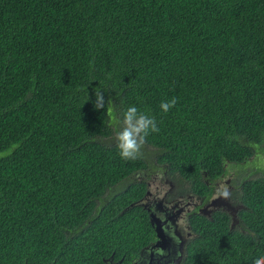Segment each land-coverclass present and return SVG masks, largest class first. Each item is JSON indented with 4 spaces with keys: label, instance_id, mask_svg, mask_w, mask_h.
Wrapping results in <instances>:
<instances>
[{
    "label": "trees",
    "instance_id": "obj_1",
    "mask_svg": "<svg viewBox=\"0 0 264 264\" xmlns=\"http://www.w3.org/2000/svg\"><path fill=\"white\" fill-rule=\"evenodd\" d=\"M95 90L117 119L129 106L154 118L151 158L121 159ZM258 153L264 0H0V264L132 256L152 230L130 206L145 192L132 173L157 163L199 190ZM255 173L234 178L243 229L199 216L188 262L264 255Z\"/></svg>",
    "mask_w": 264,
    "mask_h": 264
},
{
    "label": "flooded vegetation",
    "instance_id": "obj_2",
    "mask_svg": "<svg viewBox=\"0 0 264 264\" xmlns=\"http://www.w3.org/2000/svg\"><path fill=\"white\" fill-rule=\"evenodd\" d=\"M230 169L199 190L192 189V183L157 163L132 173L130 176L134 175L145 186L144 194L132 203L145 209L149 222L153 214L162 234H157V224L150 222L151 236L137 253L117 258L111 254L104 264H192L188 262L189 247L199 235L194 223L199 216L213 219L223 212L230 217L231 228L242 230L244 224L238 212L243 204L239 198V184ZM224 192L228 193L227 198Z\"/></svg>",
    "mask_w": 264,
    "mask_h": 264
},
{
    "label": "clouds",
    "instance_id": "obj_3",
    "mask_svg": "<svg viewBox=\"0 0 264 264\" xmlns=\"http://www.w3.org/2000/svg\"><path fill=\"white\" fill-rule=\"evenodd\" d=\"M95 96L94 107L105 109L106 114L110 117V122L115 126L114 135L121 159L136 160L141 155V149L149 131L159 130L154 118L140 111L136 106H129L123 111L122 117L117 119L113 115L112 108H105L104 96L100 90H95ZM175 103L176 99L172 98L168 102L162 101L160 107L164 112H167ZM224 196L227 198L228 193L224 192ZM253 264H264V255L257 257Z\"/></svg>",
    "mask_w": 264,
    "mask_h": 264
},
{
    "label": "rangeland",
    "instance_id": "obj_4",
    "mask_svg": "<svg viewBox=\"0 0 264 264\" xmlns=\"http://www.w3.org/2000/svg\"><path fill=\"white\" fill-rule=\"evenodd\" d=\"M111 126L113 128L111 139H114L116 141L115 135H114L115 126L113 124H111ZM141 150H143V152L149 158L152 157V154H153L152 149L149 147H146L145 144L143 145ZM229 167H231L229 172L233 174L234 178L237 176V173L240 177L244 176L243 174H252V173L254 174L255 173L254 170L257 168L260 170V172H256L254 176L256 175L259 176V175H262L264 172V156L261 153H258L256 156L253 157V159L251 158L248 161L241 163V164H229ZM228 177L229 176L225 177V179L223 180L222 182L223 186H225L224 183ZM134 179H135L134 175L128 178V180H131V181H134ZM191 188L195 189V186H191Z\"/></svg>",
    "mask_w": 264,
    "mask_h": 264
},
{
    "label": "water",
    "instance_id": "obj_5",
    "mask_svg": "<svg viewBox=\"0 0 264 264\" xmlns=\"http://www.w3.org/2000/svg\"><path fill=\"white\" fill-rule=\"evenodd\" d=\"M132 205H134V203H131L130 204V206H132ZM155 221H157V220L154 218L153 214L151 213L150 214V222H151V224H154V223L157 224V226H156L157 234L161 235L162 233H161V229L159 227V223L158 222H155Z\"/></svg>",
    "mask_w": 264,
    "mask_h": 264
},
{
    "label": "bare ground",
    "instance_id": "obj_6",
    "mask_svg": "<svg viewBox=\"0 0 264 264\" xmlns=\"http://www.w3.org/2000/svg\"><path fill=\"white\" fill-rule=\"evenodd\" d=\"M161 229V228H160ZM161 238V237H160ZM161 243H162V241H161ZM166 248V247H165ZM162 249H164V248H162ZM151 259V258H150ZM151 262V261H150Z\"/></svg>",
    "mask_w": 264,
    "mask_h": 264
}]
</instances>
